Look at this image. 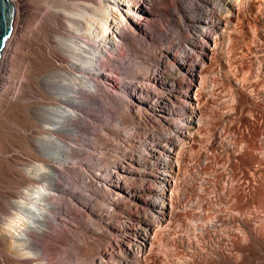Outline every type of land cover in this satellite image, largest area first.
<instances>
[{"label":"bare ground","instance_id":"bare-ground-1","mask_svg":"<svg viewBox=\"0 0 264 264\" xmlns=\"http://www.w3.org/2000/svg\"><path fill=\"white\" fill-rule=\"evenodd\" d=\"M152 1L157 5L153 10L148 9ZM13 3L17 15L21 4L18 7V0ZM168 8H173L175 19ZM56 9L66 12L70 30L57 31V50L39 44L43 51L35 52L47 69L44 93L37 96L30 82L35 61V47L30 44L38 37V29L33 36L30 26L13 20L0 56V114L31 109L44 131L35 134L38 143L34 139V160L28 159L33 155L22 149L13 147L8 153L0 147L1 162L22 166L16 170L13 167L19 176L13 179L25 188L20 200L10 199L16 209L12 212L14 222L8 220L12 214L0 215L11 226L7 232L0 231V241L8 250L0 256V264L10 262L8 259L13 264H43L46 237H51L50 233L59 238L72 233L69 221L65 229L60 228L64 213L60 200L67 196L71 212L67 211L73 222L79 216L71 206L76 200L105 225L103 230L94 218L87 221L88 230L95 229L107 242H102L100 249L99 243L90 244L99 251L87 257L84 264H105L103 256L109 255L111 239L126 240L133 264H148L157 239L169 235L180 210L191 217V225L197 229L195 206L201 217L206 212L213 215L210 222L211 217L200 224L203 234L210 232L214 246L210 255L204 251L208 256L205 262L200 256L202 264H264V0H82L72 7L61 0ZM46 18L37 25L42 27ZM58 18H51L56 20L54 26L63 27ZM172 19L177 26L169 32ZM50 28L53 31L55 27ZM150 31L158 36H151L158 43L154 58L146 51ZM124 51L128 61L121 66L117 59L124 56ZM218 83L228 86L231 98L230 104L228 99L217 103L216 109L228 107L219 116L216 109L209 108L216 94L224 95ZM98 96L103 106L121 109L115 117V130L119 131L115 135L120 143L110 152L111 164L105 160V173L91 175L90 166H82L75 153L102 140L93 143V137H86L88 141H80L83 127L92 124V102ZM214 117L221 126L215 125ZM107 120L101 119V128L106 129ZM29 130L32 132V127ZM27 132L21 136L26 138ZM200 143H205L204 147ZM105 150L106 146L100 145L98 152L102 155ZM211 155L214 161L209 160ZM190 168L197 169V190L191 177L184 185L185 180L181 181L182 170L186 179ZM208 168L212 169L210 174L206 173ZM68 170L74 171L72 177ZM67 178H71L70 184ZM71 182L75 186L80 182L86 190L91 186L96 192L102 191L109 207L101 210L96 204L82 203V194L86 193ZM209 187L212 190L206 197ZM191 190H195L194 198H185Z\"/></svg>","mask_w":264,"mask_h":264},{"label":"rangeland","instance_id":"rangeland-1","mask_svg":"<svg viewBox=\"0 0 264 264\" xmlns=\"http://www.w3.org/2000/svg\"><path fill=\"white\" fill-rule=\"evenodd\" d=\"M50 1V2H49ZM53 1V2H52ZM68 1V2H67ZM79 1H82V0H65V5H66V7H68V6H70V7H72L73 6V4H74V2H79ZM20 2V3H19ZM26 2V3H25ZM152 2H154V3H152ZM149 5H148V9H151V10H153L157 5H156V2L155 1H152ZM50 3V4H49ZM58 3H61V0H60V2H58V0H44V2H43V0H18V7L20 6V4H21V6L19 7L20 9L18 10V14L16 15V13H15V17H14V22L15 23H17V22H20V20H22L21 21V24L23 25V26H30L29 27V29H31L32 30V35L33 36H35L34 34H36V36L38 35V37H34V39H35V42L33 41V43H32V41H31V43L32 44H30V45H32L31 47L32 48H34V49H32L33 50V58H35L34 60V62H37V64L36 63H34L33 62V68L31 69V71H30V73H31V75L33 76V78H31L30 79V82H31V84L35 87V92L37 93L36 95L38 96L39 94H42V93H44V88H43V80L45 79V72H46V67H45V65H44V67H43V64L41 63L40 64V61H38V58H36L37 56V54L36 53H38L39 52V50H42L43 51V49L42 48H40V45H41V47H42V44H45V45H48L49 47H51L52 48V50L54 49V51L55 50H57L56 49V45H57V42H58V40H56V39H58V33H57V31L59 32V31H67L68 29L70 30V27L67 25V21H66V19L64 18V17H66V12L64 11V10H57L56 9V4H58ZM26 4H28V5H26ZM69 4V5H68ZM48 5H50V6H48ZM28 6L30 7V8H28ZM23 8V9H22ZM26 12H25V11ZM30 12H29V11ZM25 12L24 13V15L22 14V12ZM20 12V13H19ZM171 16H172V18H173V15L175 14V12H174V10H173V8H168V11H167ZM30 13V14H29ZM47 13V14H46ZM49 14V15H48ZM22 15H23V17H22ZM27 15L28 16H30V17H28L27 18ZM42 15V16H41ZM46 15H47V20L49 19H56V18H60V20H61V22H62V26L63 27H58V28H56L57 27V25L56 26H54L55 25V21H53L52 19V21H53V23L52 22H50L49 20V22H47V20L43 23V26L41 27V25L42 24H39V25H37L38 23H40V21H42V19L43 18H45L46 17ZM24 16H26V17H24ZM45 16V17H44ZM48 16H50V17H48ZM16 18H18V19H16ZM23 18V19H22ZM58 18V19H59ZM24 19L26 20V21H28V23L29 24H27L26 23V21H25V23H24ZM173 19H175V18H173ZM173 19H172V22L168 25L169 27L167 28L168 29V31L169 32H172L173 30H175L176 28V24L174 23V21H173ZM36 20V21H35ZM154 21L152 20V25L154 26V23H153ZM48 23H50L49 25H45L44 26V24H48ZM173 23V24H172ZM25 24V25H24ZM53 24V25H52ZM36 26H38V28L36 27ZM39 26H40V28H39ZM152 26V27H153ZM33 27V28H32ZM50 27H55L54 28V30L53 31H55V33H53V31H52V28H50ZM66 27V28H65ZM40 29V30H43V31H40V32H43V34L41 33V35H40V32L37 30H34V29ZM47 28H50L51 30H49L50 32H47L48 30H47ZM65 28V29H64ZM68 28V29H67ZM47 31H46V30ZM56 29V30H55ZM58 29V30H57ZM60 29V30H59ZM33 30H34V32H33ZM35 31H36V33H35ZM152 33V31H150V33H149V35H148V38H150V44H148V46H147V52H149L151 55H153V58H154V56L155 57H157V51H158V49H157V47H158V43H156V42H154V41H152L151 40V36H154V38L155 39H157L158 38V36L156 35V34H154L153 33V35L151 34ZM51 34V35H50ZM39 35L41 36V37H39ZM43 36V37H42ZM47 36V37H46ZM53 36H56V37H53ZM44 38V39H43ZM38 39V40H37ZM52 40H54V41H52ZM41 41V42H40ZM39 42V43H38ZM55 42V43H54ZM50 43V44H49ZM40 44V45H39ZM150 45V46H149ZM155 45H157V46H155ZM38 47V48H37ZM35 50V51H34ZM36 52V53H35ZM125 52L126 51H124L123 53H124V56H123V58H122V56H120L121 58H119V59H117V62H118V65H123V62H127L128 60H127V57H126V54H125ZM152 52V53H151ZM29 53H30V51H29ZM36 54V55H35ZM30 60H32V59H30ZM123 60V61H122ZM38 62H39V64H38ZM121 63V64H120ZM39 67H38V66ZM121 65V66H122ZM133 65L135 66V64L134 63H132V70H133ZM35 67V68H34ZM45 68V69H44ZM123 68V67H122ZM40 69V70H39ZM42 69V70H41ZM44 69V70H43ZM33 70H35V71H33ZM38 71V72H37ZM32 73H34V74H32ZM38 74V75H37ZM31 76V77H32ZM129 77H131L130 76V74H129ZM42 78V79H41ZM41 82V83H40ZM218 86H222V84L220 85V83H218ZM39 87V88H38ZM223 87V86H222ZM222 87L220 88V90H222ZM227 87V88H226ZM36 88H38L40 91H37L38 89H36ZM224 89L222 90V93H224V95L222 94V96L221 95H218V94H216L215 95V99L214 100H212V101H210L209 103V108H210V110H211V107L213 108V110L214 109H216V108H218V105H217V103L219 102H221L222 101V99L225 101V102H227L228 100V104H230L231 102V98H230V95L228 94L227 95V93H229L228 92V90H229V88H228V86H225V87H223ZM228 89V90H227ZM219 90V91H220ZM229 96V97H228ZM100 96H98L96 99H94L95 101L94 102H92L93 103V108H94V111H93V118H89V120H90V126L89 125H87L85 128L83 127V129H85V130H83L82 132H81V135H82V140H80V141H82L83 143L85 142V139L87 140V138H92L93 139V143H95V141L97 142H99L101 139V141L102 142H106V139L108 140V139H110L111 140V142H107L106 144H104V143H96V145L95 144H92L93 145V147L92 146H90L89 148H87V149H89V150H78V152L76 151V155H75V157L78 159V160H80V161H82L83 162V164H82V166H87V164L90 166V170H91V172L89 171V173L91 174V175H93V174H95V173H99V172H103V173H105L104 172V170H105V160L107 161V160H109L108 161V163L109 164H111L110 163V159H111V155H110V152H111V150L113 149V147H115V145H117L116 143H120V141L118 140V137H116V135L119 133V131L118 130H115V126L117 125V122H116V118L119 116V113H121V109H119V108H117V107H113L112 105H105V106H103L102 104H101V101L99 100L100 98H99ZM220 98V99H219ZM228 99V100H227ZM34 100H35V98H34ZM216 102V103H215ZM227 103H226V105H227ZM34 104H36V103H34ZM217 106V107H216ZM105 108H106V110H105ZM226 106L224 107V108H221V109H216L217 110V112H219V113H215L216 115H220V113L222 112V111H226V110H228V107L226 108ZM223 109V110H222ZM27 111V112H26ZM221 111V112H220ZM21 113V114H20ZM23 113V114H22ZM99 113V114H98ZM104 113V114H103ZM118 113V114H117ZM106 114V115H105ZM3 115V116H2ZM27 115H29V116H27ZM33 115V116H32ZM98 115H100V118L101 119H103V118H106V119H108L107 121H108V124L106 123V129H104V127H102L101 128V119L99 118V116ZM103 115V116H102ZM13 116V117H12ZM10 117V118H9ZM28 117V118H27ZM30 117V118H29ZM97 117V118H96ZM116 117V118H115ZM217 117V116H216ZM27 120H25V119ZM34 120H33V119ZM99 118V119H98ZM10 119V120H9ZM29 119H30V121H29ZM92 119V120H91ZM97 119V120H96ZM216 119L217 118H215L214 117V120L213 121H215V122H217L216 121ZM13 120H14V122H13ZM32 120V121H31ZM219 121V120H218ZM5 122V123H4ZM32 124L33 123V125H34V123H35V126L33 127L30 123ZM38 120H37V118H36V116H35V114L33 113V110H25L24 112H9V113H1L0 114V141H2V142H0V144L2 145H0V147L1 148H5V150H7L8 151V153H11V152H13V147L15 148V149H17V150H19V149H22L23 151H25L27 154H30V155H33L32 157H30V158H28L27 156H24L25 158H28V159H31V160H34V154L36 153H33L34 151H35V149L33 148L34 147V145H35V143L37 144L38 143V141H37V138L35 139L34 137H36V135L39 133V132H44L43 131V128H41L42 126H40L39 124H41L40 122H38ZM110 122V123H109ZM114 122H115V125H114ZM12 123V124H11ZM26 125H25V124ZM30 124L31 125V127H32V132L29 130V128H31L30 127V125H28V124ZM14 124V125H13ZM19 124V125H18ZM24 124V125H23ZM219 124V122H217V123H215V125H217V126H221V122H220V124ZM13 125V126H12ZM17 125V126H16ZM36 125H38V126H36ZM99 125H100V127H99ZM108 125H110V126H108ZM114 125V126H113ZM215 125H213V126H215ZM29 126V127H28ZM113 126V127H112ZM123 126H124V124H123ZM125 126H129L128 124L127 125H125ZM131 126H134V124H132ZM150 126H156V125H150ZM203 126H205V125H203ZM100 129H99V128ZM15 128V129H14ZM86 128H87V130H86ZM89 128V129H88ZM109 128H111V129H109ZM28 130V132H27V134L29 133V131L31 132V133H29V134H31L30 136H28L27 134H25L27 137L25 138V136H21V135H24V132H26L27 130ZM95 129H96V131H95ZM99 129V130H98ZM3 130H5V131H3ZM7 130V131H6ZM34 130V131H33ZM101 130V131H100ZM104 130V131H103ZM112 130V131H111ZM23 131V132H22ZM92 131V132H91ZM102 133V132H104V133H102V134H100V132ZM106 131V132H105ZM19 132V133H18ZM13 133H14V135H13ZM19 135H18V134ZM23 133V134H22ZM37 133V134H36ZM83 133V134H82ZM97 133V134H96ZM113 133V134H112ZM33 134V135H32ZM36 134V135H35ZM110 134V135H109ZM116 134V135H115ZM16 135H17V137H16ZM101 135V136H100ZM108 135V136H107ZM85 136V137H84ZM107 136V137H106ZM6 137V138H5ZM13 137V138H12ZM15 137V138H14ZM23 137V138H22ZM33 137V138H32ZM84 137V138H83ZM87 137V138H86ZM103 137V138H102ZM105 137H106V139H105ZM110 137V138H109ZM114 137H116V138H114ZM99 138V139H98ZM101 138V139H100ZM112 138H114V139H112ZM7 139V140H6ZM13 139V140H12ZM21 139V140H20ZM27 139V140H26ZM30 139V140H29ZM34 139H35V141H34ZM83 139H84V141H83ZM4 140H6V141H4ZM12 140V141H11ZM113 140V141H112ZM116 140V141H115ZM9 141V142H8ZM16 141V142H15ZM21 141V142H20ZM25 141V142H24ZM29 141H31V144H30V142ZM35 143H34V142ZM88 141V140H87ZM86 141V143H88ZM24 142V143H23ZM29 142V143H28ZM81 142V143H82ZM115 142V143H114ZM22 145H21V144ZM27 143V144H26ZM33 143V144H32ZM111 143V144H110ZM30 144V145H29ZM98 144V145H97ZM14 145V146H13ZM100 145L101 146H106V150L104 151L105 153H103L102 155L98 152V149L100 148ZM109 145H110V147H109ZM200 147L202 148V147H204V146H202V145H205V143H200ZM11 146V147H10ZM27 146V147H26ZM28 146H29V148H30V150H29V148H28ZM33 146V147H32ZM95 146V147H94ZM98 146V147H97ZM7 147V148H6ZM17 147V148H16ZM199 147V146H198ZM3 148V149H4ZM109 148V149H108ZM12 149V150H11ZM14 149V150H15ZM198 149V148H197ZM11 150V151H10ZM33 151V152H32ZM33 153V154H32ZM88 153V154H87ZM108 153H109V156H108ZM105 154V155H104ZM104 156H105V158H104ZM108 156V157H107ZM212 156H214V155H211V157ZM36 157V156H35ZM110 157V158H109ZM100 158V161L98 160ZM104 158V159H103ZM107 158V159H106ZM214 157H212L211 159H209L210 161H214V159H213ZM101 159H103V160H101ZM20 160H22V159H20ZM23 160H25V159H23ZM23 160H22V162H23ZM5 161V160H4ZM26 161V160H25ZM24 161V162H25ZM99 161V162H98ZM28 162V161H27ZM104 162V163H103ZM0 177L3 179H0V193H1V195H0V201H1V203H0V215L2 214L3 215V213H4V215L6 214V216L7 215H9V214H12V212L14 213L15 211H16V209L14 208V207H12L13 205H11V201H10V199H15L16 197V199L15 200H18L19 198L21 199V197L20 196H22L23 195V193L21 192V191H23L25 188L23 187L24 185H23V183L22 184H20V183H16V181H15V179H13L14 178V176L16 175V174H14V170H16L17 169V167L19 168V169H21L22 168V166H20V165H18V164H16V163H13L12 162V164H11V162L8 164L7 162H1L0 161ZM223 163H224V161L223 160H221V162H220V165H223ZM15 165V166H14ZM102 165H104V166H102ZM5 166V167H4ZM15 169H14V168ZM108 167H109V165H108ZM107 167V168H108ZM14 169V170H13ZM12 171H13V173H12ZM193 171V172H192ZM3 172V173H2ZM10 172V173H9ZM73 172V173H72ZM71 172V170H68V173H69V175H71L70 177H72L73 175H74V171H72ZM94 172V173H93ZM183 170H182V175H181V181L183 182L184 180V182H183V185L184 184H186V182H190V179L192 178V179H194V187H193V189H195V190H197V188H198V182H199V180L196 178L198 175L195 173V172H197V169L195 170L194 168H193V170L190 168V171L189 172H187V174H191L190 176L188 175V177H186V179L184 178V174H183ZM212 172V169L211 168H208L207 169V171H206V173L207 174H210ZM7 173H8V175H7ZM12 173V174H11ZM193 173V174H192ZM196 174V175H195ZM9 175H11V176H9ZM208 176V175H207ZM5 177V178H4ZM15 177H18L19 178V176H15ZM191 177V178H190ZM188 178V179H187ZM5 180V181H4ZM15 182H14V181ZM66 181H67V183H69L70 184V181H71V178H67V179H65ZM13 182V183H12ZM72 183V182H71ZM73 184V183H72ZM9 185V186H8ZM78 185V183H76V186ZM4 186V187H3ZM11 186V187H10ZM73 186H75L74 184H73ZM75 186V187H76ZM79 186V187H78ZM77 186V189H79L80 191H81V193H86L85 195H83L82 194V196L84 197V200H83V202L82 203H91V205H94V204H96L97 206H98V208L99 209H101V210H105L106 209V207H109V205H108V203H107V200H106V198H104V196H103V192L101 191H98V192H96L95 190H97L96 188H94V187H92L91 188V186H89V188L86 190L85 189V187H84V185H82L80 182H79V185ZM84 187V188H83ZM10 188V189H9ZM83 189V190H82ZM85 189V190H84ZM92 189V190H91ZM94 189V190H93ZM207 189H209V190H207V192L205 193V196L206 195H208L209 196V194H210V191L212 190L210 187L209 188H207ZM17 190V191H16ZM20 190V191H19ZM78 190V191H79ZM195 190H194V192H195ZM193 192V190H191L190 191V193H188L187 192V197H185V198H190V196H192L193 198H194V193ZM11 193V194H10ZM87 193H88V196H87ZM102 195H101V194ZM192 194V195H191ZM14 196V197H13ZM208 196H206V197H208ZM19 197V198H18ZM86 197V198H85ZM87 197H90V198H88L87 199ZM94 197V198H93ZM7 198H8V201H7ZM69 197L67 196L65 199L64 198H62V199H64V200H60V202H61V206H62V208H63V214H61V217H62V219L60 220V224H62V226L63 227H60L61 229H65L64 227H66V226H68V224H69V222L71 223V224H69V227H71L72 228V233L71 234H67L65 237H55L54 236V234H52L51 235V233L49 234V236H51V237H46V238H48L47 240H46V242L45 243H47L46 244V247H45V249L47 250H45L44 249V254H43V256H42V258H41V260L43 261V264H84V261L86 260V258L87 257H89V256H91L92 254H94V253H96V252H98L99 251V249L101 248V246H102V244L105 242V237L103 236V235H98L97 233H96V230L95 229H91V230H88V226H86L87 225V221H89V219H93V222L94 223H96V224H102V228H103V230L105 229V225H104V222H102V223H100L99 222V218H97V217H95V216H93V215H91V213H90V211L87 209V207H85L84 205H82L81 203H79V202H77L76 200H74L73 201V205H71V206H74L73 207V209H75V211H76V213L79 215L78 216V220H77V222H73L72 221V218H71V207H70V204H68L69 202H68V199ZM71 198V197H70ZM93 198V199H92ZM196 198V197H195ZM19 199V200H20ZM92 199V200H91ZM96 200V201H95ZM94 201V202H93ZM101 203H99V202ZM8 203V204H7ZM2 204V205H1ZM106 206H105V205ZM181 204V203H180ZM9 205V206H8ZM79 205V206H78ZM78 206V207H77ZM68 207V208H67ZM84 207V208H83ZM14 209V210H13ZM66 209V210H65ZM179 209H181V208H179ZM194 211L196 212L195 213V217H197L196 219L194 218V224L195 225H197V229L195 230L193 227H192V225H191V222H192V220H190L191 219V217L190 216H187V215H185V212H183V210H180V215H178L179 217L178 218H176V220H174L173 221V226H170V228H169V235H167V234H164V235H161L160 237H159V239H157V241H156V243H155V245H154V247H153V253L151 254V257H150V259H151V261H150V259L147 261V263L148 264H202L203 262H205V259H207V257H205L206 255H205V253H208V255H210V253H212V251H211V249H213L214 248V246H212L211 245V243H210V239L209 238H211V234H210V232L208 233L207 231H205V233L207 232V234H203V232H204V230L203 229H200V228H202V225H200V224H204V223H206V222H208V220H209V218H210V220H209V222L212 220V218H213V215H211L212 213H204L205 214V216L203 215L202 217L199 215V211H200V209H199V207L198 206H195L194 208ZM199 209V210H198ZM70 210V212H68V211ZM80 210V211H79ZM82 210H85V212L84 211H82ZM197 210H198V212H197ZM6 211H7V213H6ZM88 211V212H87ZM65 212H67V213H65ZM81 212V213H80ZM85 213V214H84ZM89 215V217L87 218V214ZM1 215V216H2ZM70 215V216H69ZM197 215V216H196ZM1 216H0V224L2 225V222L4 221V222H6L5 221V218L4 217H6V216H4L3 218V220H2V218H1ZM10 217H8V218H11V216L13 217L12 219H8V218H6V219H8L9 221H13L14 222V216H13V214L12 215H9ZM64 216V217H63ZM84 216V217H83ZM67 217V218H66ZM199 217V218H198ZM205 217V218H204ZM96 218V219H95ZM201 218V219H200ZM7 220V221H8ZM80 220V221H79ZM83 220V221H82ZM97 222H96V221ZM200 220V221H199ZM69 221V222H68ZM204 221V222H203ZM3 222V225L1 226V228L0 229H2V230H0L1 231V233H2V231H3V229H4V232H7L6 231V228H10L9 227V225H7V223L5 224ZM200 222V223H199ZM203 222V223H202ZM11 223V222H10ZM73 223V224H72ZM190 223V224H189ZM193 223V222H192ZM6 226H5V225ZM75 224L77 225V226H75ZM85 225V226H84ZM5 226V227H4ZM182 226V227H181ZM201 226V227H200ZM4 227V228H3ZM183 228V229H182ZM183 230V231H182ZM203 231V232H202ZM212 231V230H211ZM85 232V233H84ZM201 232V233H200ZM213 232V231H212ZM70 233V232H69ZM77 233V234H76ZM188 233V234H187ZM199 233V234H198ZM60 234H62V233H60ZM81 234V235H80ZM83 234V235H82ZM69 235V236H68ZM93 235V236H92ZM167 235V236H166ZM170 235H172V236H170ZM175 235H179L178 237L177 236H175ZM182 235H184L185 236V238H184V236H182ZM96 236V237H95ZM191 236V237H190ZM194 236H195V238H194ZM171 239H170V238ZM177 237V238H176ZM186 237H189V238H186ZM57 238V239H56ZM64 238V239H63ZM93 238V239H92ZM163 238V239H162ZM175 238V239H174ZM181 238V239H180ZM73 239V240H72ZM76 239V240H75ZM91 239V240H90ZM180 239V240H179ZM184 239V240H183ZM188 239V240H187ZM190 239V240H189ZM201 239V240H200ZM63 240V241H62ZM93 240V241H92ZM160 240H162V241H160ZM165 241V243L164 244H161L162 242H164ZM173 240V241H172ZM179 240V241H178ZM199 240V241H198ZM208 240V241H207ZM60 241H62V242H60ZM176 241V242H175ZM182 241V242H181ZM184 241V242H183ZM189 241V242H188ZM207 241V242H206ZM76 242V243H75ZM103 242V243H102ZM191 242V243H190ZM199 242V243H198ZM208 242H209V244H208ZM75 243V244H74ZM86 243H87V245L89 246L90 244H100V246H99V249L97 250V248L95 247V249H93V247H92V245H90L89 247L86 245ZM160 243V244H159ZM175 243V244H174ZM206 243L208 244V245H210V246H208V245H206ZM202 244H204V245H202ZM76 245V246H75ZM158 247H157V246ZM164 245V246H163ZM87 246V247H86ZM156 246V247H155ZM65 247V248H64ZM205 247H207V249L205 248ZM212 247V248H211ZM9 248V247H8ZM88 248H90V249H88ZM160 248V249H159ZM163 248V249H162ZM197 248V249H196ZM64 249V250H63ZM61 250V251H60ZM67 250V251H66ZM77 250V251H76ZM87 250V251H86ZM90 250V251H89ZM161 250V251H160ZM193 250V251H192ZM203 250V251H202ZM64 251H65V253H64ZM89 251V252H88ZM94 251V252H93ZM204 251H205V253H204ZM210 251V252H209ZM79 253V254H77V253ZM86 252V253H85ZM154 252H157V253H154ZM159 252H160V254H159ZM165 252V253H164ZM201 252V253H200ZM203 252V253H202ZM6 253H8V250H7V245L4 243V242H1L0 241V256H5L6 255ZM199 253V254H198ZM4 254V255H3ZM81 254V255H80ZM157 254V255H156ZM164 254V255H163ZM197 254V255H196ZM46 255V256H45ZM66 256V257H65ZM158 256V260H157V263H156V257ZM192 256V257H191ZM200 256H202V258L204 257V260H203V262H202V258L200 257ZM47 257V258H46ZM50 257V258H49ZM196 258V259H195ZM52 259V260H51ZM8 260H11L10 262L9 261H7V262H5V264H13V263H11L12 262V259H8ZM59 260V261H58ZM166 260V261H165ZM194 260H196V261H194ZM200 260V261H199ZM183 261V262H182ZM57 262V263H56ZM150 262V263H149ZM159 262V263H158ZM201 262V263H200Z\"/></svg>","mask_w":264,"mask_h":264},{"label":"water","instance_id":"water-1","mask_svg":"<svg viewBox=\"0 0 264 264\" xmlns=\"http://www.w3.org/2000/svg\"><path fill=\"white\" fill-rule=\"evenodd\" d=\"M14 17L15 6L13 0H0V56L12 31Z\"/></svg>","mask_w":264,"mask_h":264},{"label":"built area","instance_id":"built-area-1","mask_svg":"<svg viewBox=\"0 0 264 264\" xmlns=\"http://www.w3.org/2000/svg\"><path fill=\"white\" fill-rule=\"evenodd\" d=\"M129 230V227H128ZM107 242V240H106ZM109 255L103 256L105 264H133V259L127 255L129 253L126 240H110ZM105 244V243H104Z\"/></svg>","mask_w":264,"mask_h":264}]
</instances>
